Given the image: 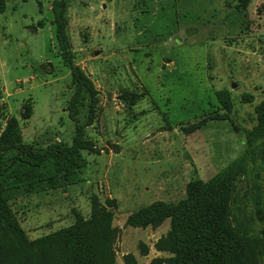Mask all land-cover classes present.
Here are the masks:
<instances>
[{
  "label": "rangeland",
  "instance_id": "374dc122",
  "mask_svg": "<svg viewBox=\"0 0 264 264\" xmlns=\"http://www.w3.org/2000/svg\"><path fill=\"white\" fill-rule=\"evenodd\" d=\"M52 2L4 0L0 12V132L15 117L23 142L36 149L70 145L75 130L67 111L75 87L55 38ZM66 21L74 63L97 90L80 111L92 147L82 151L71 183L43 181L10 205L35 239L73 224L78 213L89 217L93 196L114 199L118 264L127 253L149 264L170 255L154 246L170 220L142 228L128 225V215L184 197L190 181L209 179L243 152L257 123L264 1L68 0ZM257 185L264 191V168L239 182L248 210Z\"/></svg>",
  "mask_w": 264,
  "mask_h": 264
},
{
  "label": "trees",
  "instance_id": "16d2710c",
  "mask_svg": "<svg viewBox=\"0 0 264 264\" xmlns=\"http://www.w3.org/2000/svg\"><path fill=\"white\" fill-rule=\"evenodd\" d=\"M4 7L0 0V12ZM67 7L68 0H53L51 11L60 55L75 87L67 106L75 124L72 143L54 141L36 149L23 142L17 118L7 120L0 132V264H118L114 199L101 202L93 196L89 217L78 213L73 224L35 239L27 237L9 202L43 181L50 187L71 183L84 161L82 151L92 147L85 138L80 111L85 98L94 97L97 90L74 63L66 28ZM31 113L32 108L27 107L22 116L28 119ZM257 114L243 152L225 167L207 180L190 181L178 201L156 200L128 215V225L142 228L170 220V229L154 245L170 255L153 257L149 264H264V191L256 186L252 210L239 199V182L264 168V102ZM124 262L136 264V259L127 253Z\"/></svg>",
  "mask_w": 264,
  "mask_h": 264
}]
</instances>
